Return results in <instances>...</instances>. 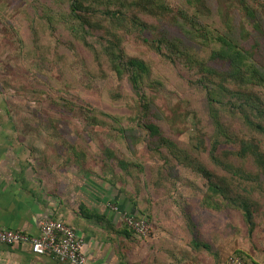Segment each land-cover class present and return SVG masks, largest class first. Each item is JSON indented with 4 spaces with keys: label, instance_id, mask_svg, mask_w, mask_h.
<instances>
[{
    "label": "trees",
    "instance_id": "trees-1",
    "mask_svg": "<svg viewBox=\"0 0 264 264\" xmlns=\"http://www.w3.org/2000/svg\"><path fill=\"white\" fill-rule=\"evenodd\" d=\"M66 2L68 19L59 21L63 24H57L54 10L48 8L43 14L23 15L13 33L19 44L16 61L31 60L34 67L28 69L38 70L31 73L21 67L30 82L46 79L41 92H55L54 104L59 102L56 96H73V103L57 104L64 112L80 108L90 113L84 125L75 127L78 165L87 172L101 171L113 185L122 184L140 211L137 217L149 222L152 218L142 207L156 199L159 205L173 200L182 183L180 170L190 166L206 180L200 206L219 215L240 212L253 233L257 212H264V0ZM148 17L154 19L157 35L143 42L158 63L126 46L128 35L144 36ZM59 26L69 28L61 27L59 33ZM47 33L49 44L44 39ZM56 38L66 44H54ZM69 53L78 57L90 85L77 81ZM159 65L175 77L185 72L182 85L201 93L215 135L198 136L182 145L165 129L167 116L155 104V92L174 90L168 91L172 76ZM54 66L63 76L69 74L56 89L51 84L57 83ZM97 80L109 85L103 97L92 90ZM105 101L124 102L131 113L104 110ZM98 140L96 152L92 143Z\"/></svg>",
    "mask_w": 264,
    "mask_h": 264
},
{
    "label": "crops",
    "instance_id": "crops-1",
    "mask_svg": "<svg viewBox=\"0 0 264 264\" xmlns=\"http://www.w3.org/2000/svg\"><path fill=\"white\" fill-rule=\"evenodd\" d=\"M3 31L0 27V228L39 236L43 222L61 221L83 239L92 264H228L239 254L264 264V224L258 221L250 233L243 220L205 210L197 198L182 199L180 186L169 203L159 205L154 197L142 207L152 218L149 235L133 233L123 215L140 211L122 184L78 165L76 121L44 118V107L31 102L37 92L25 86L28 77L9 54L13 48ZM94 145L99 152L100 143ZM0 264L64 263L36 255L28 245H0Z\"/></svg>",
    "mask_w": 264,
    "mask_h": 264
},
{
    "label": "rangeland",
    "instance_id": "rangeland-1",
    "mask_svg": "<svg viewBox=\"0 0 264 264\" xmlns=\"http://www.w3.org/2000/svg\"><path fill=\"white\" fill-rule=\"evenodd\" d=\"M184 1V0H183ZM66 0H0V27H5L4 37L9 42V50L10 48H13L12 53L13 57L17 55L16 48L19 46L18 40L14 37V31L13 27H17L18 25V19H20L23 15H30V14H43L47 9L54 10V20L56 19L57 24L62 22H59L60 20H64L65 18L68 19V12L66 11ZM146 23V31L144 36H138V35H128L126 39L128 40L126 43L127 48L132 51L135 55L138 56H151L154 60L158 59L156 54H154L153 50L149 48V45L145 44L143 42V38L150 39L151 41L154 39V36L157 35L155 31L153 30L154 25V19L151 17L144 18ZM8 27V28H7ZM27 27V26H25ZM61 27L65 26H59L58 31L59 33L62 32ZM69 28V27H65ZM7 29V30H6ZM25 29V28H23ZM93 33H99V31L92 29ZM29 34L28 32H26ZM51 35V34H50ZM43 36V35H41ZM68 37V34H66ZM45 43L49 44V33L44 35ZM90 42H93L92 39L89 40ZM54 44L57 45H65L66 43L62 44L61 39H54ZM55 45V46H57ZM82 47V46H81ZM69 51L74 52L75 48H68ZM8 53V51H7ZM39 54V53H38ZM70 54V53H69ZM55 55V52L53 53ZM73 56L74 58V66L72 62L71 70L75 71L76 79L81 84H87L90 85L91 82L85 75V73L81 69V65L79 63L78 57L75 55L70 54V57ZM77 57V58H76ZM57 59V57H55ZM54 59V60H55ZM57 61V60H56ZM35 62V61H34ZM156 63L159 61L155 60ZM163 72L166 73L169 78L172 76V81L169 85V90H174V93L167 92L166 90H162L160 92H155V95L157 96L155 104H157V107L159 110H161L165 116H167V123L163 124L165 129L175 137H177L180 141V144L182 145H188L193 138H196L198 136L203 137L206 134L209 135H215L216 130L211 118V112L210 114L207 112V108L204 105V100L201 96V93H199L196 90L186 88L182 85V79L185 78L186 74L184 71H180V76L175 77L172 75L171 72L167 71V69L163 65H159ZM21 67L28 72L34 73L38 72V70L34 69V71L28 69L34 67V63L31 60L24 61L21 63ZM21 68L22 71H24ZM179 72V71H178ZM52 75L54 76V80L57 83H51L52 87L55 88L57 84L64 83L65 79L69 78V74L63 76L61 71L58 67L54 66L52 70ZM187 77V76H186ZM114 77H110V79H113ZM40 81V82H39ZM35 84L30 82V80H26L25 86L27 88H32L34 91H36V95L34 97L32 96L31 102H36L37 104H40L44 107L43 115L44 118L51 117L52 115L57 118H62L64 120H74L76 121V125H84L86 114L87 116L90 114L86 112L83 109L75 108L71 112H64L62 108H59V105H62L64 101L68 102V105L70 103L74 102V97L68 94H63L60 97L55 99L59 101L58 103L54 104L53 98L51 95H54L52 93L51 95H48V93L41 92L42 91V81L39 79ZM71 81V80H70ZM72 83L74 84V80L72 78ZM119 84V82H118ZM36 85V86H35ZM182 85V86H181ZM107 83L105 81L97 80L94 84H92L93 92L98 97H103L104 90L106 89ZM127 87V86H125ZM35 88V89H34ZM179 88H182L179 90ZM56 89V88H55ZM74 89H71L72 92ZM108 90V89H107ZM179 91L180 95H178ZM75 91V90H74ZM61 99V100H60ZM108 101L109 98H108ZM101 107L104 110H110L115 113H121V114H127L131 113L130 110L125 106L124 102H118L114 104H110L108 102H103ZM99 143V140L94 142V146L97 147ZM204 160V158H203ZM179 176L181 178V182L179 183L181 188L178 192V195H181L182 199H189V200H201L202 197V186L204 187L206 185V180L198 173H194V171L191 169L190 166L183 165V167L180 170ZM261 196L260 194H258ZM262 197V196H261ZM264 198V197H262ZM258 211V210H257ZM258 221L261 223L260 225L264 224V212L258 211ZM227 215H221V217L225 216H232L235 217V221L238 223H242V215L238 211H231L229 213H226ZM244 221V220H243Z\"/></svg>",
    "mask_w": 264,
    "mask_h": 264
},
{
    "label": "built area",
    "instance_id": "built-area-1",
    "mask_svg": "<svg viewBox=\"0 0 264 264\" xmlns=\"http://www.w3.org/2000/svg\"><path fill=\"white\" fill-rule=\"evenodd\" d=\"M111 208L118 211L114 205H111ZM123 221L139 237L145 238L150 233L151 225L146 218H138L135 215L125 213ZM0 245H28L34 254L48 255L64 264H92L84 252V241L79 237L77 231L57 220L43 222L39 236L0 228ZM228 264L248 263L241 257L234 256L228 260Z\"/></svg>",
    "mask_w": 264,
    "mask_h": 264
}]
</instances>
